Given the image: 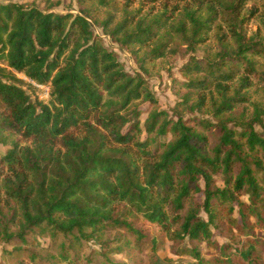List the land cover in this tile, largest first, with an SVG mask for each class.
<instances>
[{
  "label": "trees",
  "instance_id": "trees-1",
  "mask_svg": "<svg viewBox=\"0 0 264 264\" xmlns=\"http://www.w3.org/2000/svg\"><path fill=\"white\" fill-rule=\"evenodd\" d=\"M173 1L185 5L188 45L204 41L206 22L224 15L234 36L233 52L212 62L193 58L183 68L204 73L188 83L194 95L202 92L194 109L207 108L211 85L220 94L218 103L208 99L215 122L182 116L183 109L193 112L187 98L173 114L158 110L146 80L124 69L84 16L0 3V242L14 245L23 260L37 261L36 239L48 237L61 240L57 255L66 264H74L70 252L80 240L97 242V264H126L115 253L142 245L159 264L164 239L191 264H264V121L254 115L230 127L226 118L250 102L246 91L254 83L264 88V70L257 68L264 45L245 41L240 30L246 0ZM169 2L152 23L130 15L110 35L133 51L146 45L154 27L178 10ZM201 8L204 19L197 16ZM16 74L48 86L47 102L33 98L25 86L35 87ZM142 104L151 108L143 124ZM133 214L141 220L129 219ZM112 230L123 234L103 240ZM201 245L214 256L207 259Z\"/></svg>",
  "mask_w": 264,
  "mask_h": 264
},
{
  "label": "rangeland",
  "instance_id": "rangeland-1",
  "mask_svg": "<svg viewBox=\"0 0 264 264\" xmlns=\"http://www.w3.org/2000/svg\"><path fill=\"white\" fill-rule=\"evenodd\" d=\"M12 1L22 3L27 7L33 5L44 11L60 14H80L84 16L90 23V29L93 33L101 40L107 50L117 55L124 69L131 75L139 74L146 80L150 90L157 99L156 107L158 110H166L170 114H173L174 109H178L176 107L184 106L183 101L187 98V103L191 106L193 112L183 109L180 111L182 116H198L208 118L213 122L216 121L208 99L213 95L216 98L215 100H218V103L220 102V94L211 85L209 90L204 92L206 93L207 108L205 110L194 109L196 108L198 97L202 92L198 96L197 94L194 95L195 93H193L188 83L191 80L202 78L204 73L187 75L183 68L188 63H192L193 58L197 61L212 62L213 60H217L222 53L226 51L227 53H231L235 50L236 42L228 29V21L225 15L206 22L205 29H202L203 33L199 37L205 38L204 41L188 45L185 40L188 38L192 26L190 25L189 18L184 16L183 8L185 5L184 3L176 4L173 0H169V7L178 6L174 17L163 23V27H154V30H157L154 40L149 41L144 46L135 47V51H133L132 46L119 41V36L115 40L110 33L114 31L119 22L130 15H133L134 22L145 20L146 23H152L164 10L163 0H159L153 4L142 3L139 0H115L110 2L109 5H103L98 0ZM1 2H6V0H0ZM197 16L204 19L207 14L201 8ZM239 20L241 21L240 30H242L245 36V41L259 42L264 45V0H246L243 10L239 15ZM182 23L186 24L184 27V30H186L185 37H183L180 31V24ZM156 50L162 52L161 55L155 53ZM257 68L264 70V60L258 62ZM16 76L24 82L30 83V80L21 74H16ZM236 79L230 83V89L227 91L228 95L238 86ZM262 85H259L257 82L254 83L246 91L250 102L246 105H237L230 111L226 117L230 119V122H228L230 127L234 126L235 121L239 122L243 120L246 122L251 120L254 115H260V118L264 121V88ZM32 86L35 87L34 85ZM25 88L33 98L47 102L49 96H43L45 89L35 87L33 90L27 86ZM254 105L257 106L258 112L257 110L254 111ZM139 109L141 110L139 121L143 124L146 119V112L151 108L147 104H142L139 106ZM218 136V133L210 135V143L213 144ZM20 144L25 143L20 142ZM4 150L5 147L0 145V152L2 153ZM216 183L220 185L219 177L216 179ZM128 218L141 220L134 214ZM122 234V231H107L103 234L102 239L108 240ZM36 241L39 245H35L33 248L34 252L38 254L37 261L35 262H30L28 259L23 260V256L18 255V252H14V245L0 242V264H19L23 261L26 264H66L59 262L57 255L58 245L61 242L60 239L53 241L48 237H38ZM179 247L182 248V246ZM175 248L176 246L173 247L172 241L164 239L163 245L157 248L156 256L159 261L158 263L191 264L193 262L190 255H180L174 252ZM199 249L207 259L215 254L213 249L205 245H201ZM99 250L100 247L95 240H80L79 243L72 245L70 253L75 259L74 264H97L98 255L94 251ZM150 255L151 251L146 245L136 246L133 249L123 247L121 253H115V259L126 264H154Z\"/></svg>",
  "mask_w": 264,
  "mask_h": 264
},
{
  "label": "built area",
  "instance_id": "built-area-1",
  "mask_svg": "<svg viewBox=\"0 0 264 264\" xmlns=\"http://www.w3.org/2000/svg\"><path fill=\"white\" fill-rule=\"evenodd\" d=\"M30 83H31L32 85H34L35 87H37V88L45 89V92H44V94H43L44 97H48V96H49V87H48V86L38 85V84H36V83L33 82V81H30Z\"/></svg>",
  "mask_w": 264,
  "mask_h": 264
}]
</instances>
